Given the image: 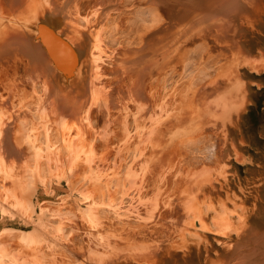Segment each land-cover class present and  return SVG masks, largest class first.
Segmentation results:
<instances>
[{
	"label": "bare ground",
	"instance_id": "6f19581e",
	"mask_svg": "<svg viewBox=\"0 0 264 264\" xmlns=\"http://www.w3.org/2000/svg\"><path fill=\"white\" fill-rule=\"evenodd\" d=\"M197 69L179 85L182 74ZM253 71L264 72V0H0L4 150L11 155V149H34L31 133H44L101 153L97 172L107 165L112 179L89 185L92 202L85 201L100 204L105 216L136 198L130 191L141 169L149 173L147 187L158 184L146 215L175 213L173 222L165 215V226L181 229L193 214L208 228L209 202L218 221L215 201L223 196L211 178L220 170L231 181L232 127L245 119L252 101L247 78ZM1 162L4 177L16 184L18 171L5 158ZM173 166L181 173L177 183L171 181ZM249 181L261 185L264 197V176L255 173ZM160 187L172 195L164 209ZM243 195V209L235 210L239 233L256 229L254 217L264 223V198L258 206L254 185ZM227 196L239 193L229 187ZM191 226L195 222L190 232ZM187 244L197 256L194 264H201L200 242Z\"/></svg>",
	"mask_w": 264,
	"mask_h": 264
},
{
	"label": "rangeland",
	"instance_id": "374dc122",
	"mask_svg": "<svg viewBox=\"0 0 264 264\" xmlns=\"http://www.w3.org/2000/svg\"><path fill=\"white\" fill-rule=\"evenodd\" d=\"M187 72L186 76L182 74L179 77V85L183 83L182 77L188 76L191 80L199 74L198 69ZM256 73L253 71L247 78L251 86L252 101L248 103L245 119H238L237 125L232 127V137L239 151L232 145L231 181L223 179L220 170H213L216 174L213 173L211 182L215 183V187H220L223 201L219 197L216 200L218 202L215 201V206L220 209L218 221L214 220L213 208L208 206L209 202L204 204L207 223L211 228H202L200 218L193 214L184 220L185 224L191 225L193 221L196 228H200L191 226V232L188 225L184 228L186 225L183 223L181 229L165 226L170 218L166 216H171L170 221L173 222L175 213L167 214L166 210L163 213L160 210L159 214L153 215L154 218L156 215L155 220L152 215H146V207L154 203L152 200H156L154 194L158 192V184L156 187H147L149 173L141 169L137 170L136 187L133 186L130 191H133L136 198L126 201L120 209H112L110 216H105V210L98 208L100 204H90L92 201L89 195L91 187L97 186L100 179L112 176L113 169H106L107 165L101 167L102 173L97 172L96 160L101 153L79 150L78 146L73 145V138L65 140V144L56 135L45 137L41 133L42 137L39 134L35 137L36 133H31L29 139L32 138L35 142V148L26 152L11 149L10 155L4 150L7 148L0 138V264H194L193 259L197 256L193 255L194 248L187 241L195 239L200 242L198 247L201 264H237L240 260L264 264V223L254 217L256 229L239 233L235 211L243 209L240 201L250 185H254L253 200L258 206L264 198L261 185L259 187L258 183L249 181L255 173L257 176H264L260 166V163H264V72ZM197 85L193 84L191 87ZM76 138L80 142L84 139L80 134ZM238 155L241 160L237 158ZM4 158L12 172L18 171L16 184L3 175L1 160ZM99 162L103 163V160ZM175 166L171 171V181L177 183L178 174L181 173ZM134 169L135 166L132 170ZM96 173L99 176L96 175L97 178ZM223 173L226 174L224 169ZM76 175H79V179H76ZM105 182L100 183V187L105 186ZM140 183L142 188L138 190ZM207 184L212 188V185ZM78 185L84 189L88 186L90 190L80 192L83 188L79 189ZM229 187L236 190L239 196L228 197ZM75 188L78 189L73 190ZM162 188H159L161 192ZM137 191H141V197H138ZM163 194L165 195L159 200V209L167 208L172 200V195L169 198L168 194ZM173 204L176 203L171 202V206ZM109 205L104 204L105 207ZM94 207L97 209H93ZM135 240L138 241L134 242Z\"/></svg>",
	"mask_w": 264,
	"mask_h": 264
}]
</instances>
